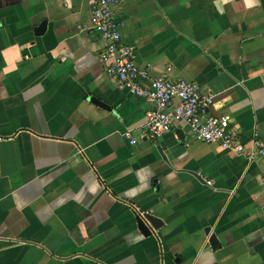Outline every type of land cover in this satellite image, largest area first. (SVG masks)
I'll return each instance as SVG.
<instances>
[{
	"label": "crops",
	"instance_id": "crops-1",
	"mask_svg": "<svg viewBox=\"0 0 264 264\" xmlns=\"http://www.w3.org/2000/svg\"><path fill=\"white\" fill-rule=\"evenodd\" d=\"M114 13L138 67L209 91L264 145V0ZM105 44L90 0H0V264H264V156L184 125L144 135L151 104L118 88Z\"/></svg>",
	"mask_w": 264,
	"mask_h": 264
},
{
	"label": "built area",
	"instance_id": "built-area-1",
	"mask_svg": "<svg viewBox=\"0 0 264 264\" xmlns=\"http://www.w3.org/2000/svg\"><path fill=\"white\" fill-rule=\"evenodd\" d=\"M119 2L90 0L91 20L101 38L106 40L100 57L106 71L116 78L118 88H126L151 104L140 127L144 135L156 139L177 125H184L203 142L217 143L249 160L263 157L264 145L259 140L254 141V150L247 148L238 133L229 127L228 117L212 112L214 100L209 91L184 80L152 78L144 68L134 63V46L122 41L120 25L114 13ZM124 135L134 142L129 130Z\"/></svg>",
	"mask_w": 264,
	"mask_h": 264
}]
</instances>
